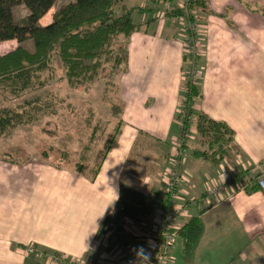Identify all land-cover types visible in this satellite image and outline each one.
<instances>
[{"label": "crops", "instance_id": "1", "mask_svg": "<svg viewBox=\"0 0 264 264\" xmlns=\"http://www.w3.org/2000/svg\"><path fill=\"white\" fill-rule=\"evenodd\" d=\"M205 2L209 12L194 13L203 53L195 64L201 75L193 112L225 123L233 132L234 150L214 165L192 156L197 141L184 148L181 173L187 182L180 190L194 202L174 226L180 229L195 217L202 223L189 264H264V193L246 192L254 187L251 167L264 163V16L252 8L262 7L264 0ZM120 5L133 9L131 18L141 29L130 35L126 64L115 81L114 145L90 173L56 168L38 155L23 161L0 155V264H37L50 254L121 264L110 250L137 244L124 234L113 236V247L110 241L104 244L103 221L120 213L150 221L162 207L160 175L179 136L186 35L178 18L160 16V7L147 11L152 6L144 0ZM233 176L248 189L241 192L230 184L208 204L206 190Z\"/></svg>", "mask_w": 264, "mask_h": 264}, {"label": "trees", "instance_id": "2", "mask_svg": "<svg viewBox=\"0 0 264 264\" xmlns=\"http://www.w3.org/2000/svg\"><path fill=\"white\" fill-rule=\"evenodd\" d=\"M55 1L0 0V43L15 41L17 44L14 50L0 55V85L11 93L45 87V82L40 81L39 77L44 73L52 75L57 69L63 73L61 79L76 88L94 82L105 65H110L109 74L118 71L120 60L125 67L128 39L141 29V25L133 22V9L122 8L121 13L116 14L117 6L124 0H73L54 12L48 25L41 26L40 19L50 13ZM144 1L152 6L145 10L155 11L173 0ZM19 5L28 14L20 23H16L12 9ZM186 11L209 12V9L205 0H188ZM261 12L264 16V3ZM164 16L179 18L184 17L185 12L183 9H170L165 10ZM186 20L194 23L197 16L187 15ZM28 41L32 43L31 52L23 47ZM185 58L187 60V56ZM183 87L181 109L185 118L182 127L189 129L194 118L197 135V147L192 151V156L217 165L234 150L233 132L225 123L213 121L202 113L194 114V101L199 97L197 87L189 82H184ZM36 103H32L33 109L39 107ZM20 118L21 115L11 109L0 110V134L12 128ZM113 145L114 141L105 148L103 156ZM183 147L187 146L184 144ZM81 169L80 164L75 171L81 173ZM257 190L254 185L246 192ZM202 233V223L196 217L189 218L178 230L185 263L192 262Z\"/></svg>", "mask_w": 264, "mask_h": 264}, {"label": "rangeland", "instance_id": "3", "mask_svg": "<svg viewBox=\"0 0 264 264\" xmlns=\"http://www.w3.org/2000/svg\"><path fill=\"white\" fill-rule=\"evenodd\" d=\"M187 1L173 0L172 3L184 5L187 4ZM69 2H73V0H56L50 13L46 14L39 24L48 25L51 22L52 14ZM172 3L168 4V9L173 8ZM165 5L160 7L162 14L165 12ZM120 6V4L117 6L116 14L121 12L123 5ZM252 8L261 11L260 4L252 6ZM173 9L179 8L177 6ZM27 14L28 12L23 6L19 5L12 9L13 19L16 23H20ZM137 16H133L134 21L138 20ZM200 45L199 56L203 53L201 42ZM16 46L15 41L1 42L0 55L14 50ZM23 47L31 52V41L24 43ZM186 56L183 83L188 82L187 79L192 82L191 73H195V67L197 68L195 85H197L201 75V69L195 65L197 56L191 57L192 54ZM57 65L59 66V62ZM109 67L110 65H105L104 69L99 71L94 82H87L76 88L70 87L61 79L63 73L60 69H57L52 75L42 74L39 80L45 82L46 86L38 90L11 93L0 85V110L11 109L21 115L20 121L15 122L12 128L5 129L4 133L0 135V155L8 153L12 159L19 161L38 155L47 159L56 168L75 171L81 164L80 171L93 172L103 156L105 148L115 140L119 125L117 123L119 99L115 81L124 70V63L120 60L119 69L113 74H109ZM33 102H38L36 104L39 107L33 109ZM191 120V127L184 130L177 116L179 136L176 139H184L185 145L188 147L196 146L195 121ZM259 164L263 163L254 166ZM115 242L113 237L110 238L112 247ZM176 243L177 247L172 253V264H186L181 259V240ZM230 261L227 263L230 264ZM37 264H41V262Z\"/></svg>", "mask_w": 264, "mask_h": 264}, {"label": "built area", "instance_id": "4", "mask_svg": "<svg viewBox=\"0 0 264 264\" xmlns=\"http://www.w3.org/2000/svg\"><path fill=\"white\" fill-rule=\"evenodd\" d=\"M165 6V10H170L167 7L168 4ZM178 8H183L185 11V16L178 18V23L186 35L184 37L186 38L185 43L187 42L185 44V55L192 54L193 56L191 57H198L201 53V39L195 38L197 25L195 22L191 23L186 20L187 15H193L195 12L186 11V4H179ZM163 14L161 12L160 16H164ZM194 71L197 73L195 67ZM195 73H191L192 82L187 79L194 86ZM177 116L181 125L182 120L185 118L184 111L178 110ZM184 144V139L175 140L173 154L160 175V180L164 186V201L160 211L150 221H137L124 213L117 214L115 218H108L103 221L100 233L104 244H107L113 236L121 234L129 236L137 244L123 243L116 245L110 250V253H113L121 264L173 263L172 253L179 239V229L174 226V222L177 218L185 217L187 205L194 202V199L187 198L183 190H180L182 182H187L181 173L185 162ZM251 168L252 183L260 192L264 193V163ZM244 172L246 174L248 169ZM233 183L237 184L241 192L248 189L249 186L247 183L242 182L240 178H236V176L227 180L224 179L222 183L213 185L206 190L204 194L206 202L212 204V199H216L219 194H224L227 186ZM33 251L32 246L26 248L27 254H31ZM103 261L100 260L95 263L87 260H71L64 256L53 254L48 255L41 264H110Z\"/></svg>", "mask_w": 264, "mask_h": 264}]
</instances>
